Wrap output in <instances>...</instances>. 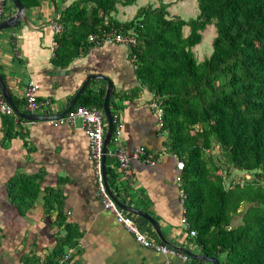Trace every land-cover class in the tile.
Returning a JSON list of instances; mask_svg holds the SVG:
<instances>
[{
    "label": "trees",
    "instance_id": "obj_1",
    "mask_svg": "<svg viewBox=\"0 0 264 264\" xmlns=\"http://www.w3.org/2000/svg\"><path fill=\"white\" fill-rule=\"evenodd\" d=\"M20 2L26 9L39 5V0ZM137 2L74 0L60 14L53 63L66 67L86 55L96 46L89 41L93 35L133 34L137 44L131 57L140 86L126 97L146 88L163 111L166 148L185 164L181 190L189 233L195 231L201 252L218 257L220 264H264V0H197L199 15L190 21L173 16L170 5L158 0V6L139 8L130 21L114 18L119 5ZM210 25L217 34L213 54L200 63L194 49ZM104 97V92L100 98L90 95L80 105L103 110ZM14 119L23 121L3 114L7 142L17 134ZM118 129L115 125L113 145ZM110 162L107 157L108 183L121 197ZM235 173L255 176L240 181ZM38 180L18 175L10 182L9 197L21 211L40 196ZM53 202L58 204L57 225L65 233L44 261L31 256L22 264H61L77 244L81 234L67 222L59 191L45 198L48 214L55 210Z\"/></svg>",
    "mask_w": 264,
    "mask_h": 264
},
{
    "label": "crops",
    "instance_id": "obj_2",
    "mask_svg": "<svg viewBox=\"0 0 264 264\" xmlns=\"http://www.w3.org/2000/svg\"><path fill=\"white\" fill-rule=\"evenodd\" d=\"M73 1L39 0L38 6L27 9L26 22L0 32V73L14 104H20L16 107L23 114L57 117L68 108L89 75L110 78L114 84L111 109L113 114L119 115V121L114 123L119 126L116 144L120 143L131 158V173L119 170L110 153L116 144L110 143L107 157L117 176L115 182L121 197L112 191L123 203L156 219L165 237L176 247L203 254L184 223V198L181 183L177 181L179 158L166 148L167 135L157 111L152 108L156 99L146 88L136 97H126L140 86L131 49L117 44L96 45L66 67L53 63L58 34L54 26L60 24L61 12ZM11 2L8 0L4 19L16 13ZM31 81L40 87L39 100L50 101L51 107L35 112L27 108L25 94ZM106 91L107 82L92 80L73 108L84 106L80 105L87 100L84 97L100 98ZM13 115L18 117L16 113ZM21 120L14 119L17 134L7 142L0 112V264H22L31 256L44 261L57 247L65 232L57 225L58 204L52 203L55 207L52 213L46 211L45 198L51 191H59L67 222L76 226L81 234L67 253L71 255L72 264H165L166 257L161 252L139 244L135 236L117 222L115 214L105 208L98 195L81 119H76L73 125L58 127L51 125L50 120ZM104 127L106 133V118ZM139 147L154 153L157 161L147 164L134 159ZM18 175L40 178V196L23 211L11 201L8 192L10 182ZM125 214L132 217L150 240L162 244L145 219L127 211ZM172 261L174 264H210L194 263L192 259L184 262L178 257H173Z\"/></svg>",
    "mask_w": 264,
    "mask_h": 264
},
{
    "label": "built area",
    "instance_id": "obj_3",
    "mask_svg": "<svg viewBox=\"0 0 264 264\" xmlns=\"http://www.w3.org/2000/svg\"><path fill=\"white\" fill-rule=\"evenodd\" d=\"M8 0H0V21L4 19V14L7 9ZM57 33L62 31V26L60 24H55L54 26ZM89 41L94 43L97 46L105 45V44H113V45H124L128 48H133L137 44V39L133 34H124V33H103L102 35H93L90 37ZM39 91L40 87L35 82L31 81L29 83L28 90L25 94V101L27 108L35 112L37 110L42 109L43 107H51L52 103L50 101H40L39 100ZM152 108L157 111L158 117L162 122L163 111L160 105L155 101L152 104ZM0 112L5 115H13L14 110L3 97L0 90ZM76 119H81L83 123V130L88 138L89 143V151L90 158L93 162V167L96 175L97 186H98V195L102 198L105 208L113 212L116 216L117 222L123 225L131 234L135 236L136 241L146 248H153L161 252L165 257V264H174L172 261L173 257L181 258L184 262L189 261V256L181 253L175 248H170L165 244H158L150 240L147 235L140 230L138 224L132 219V217L128 214H125V211L118 208V206L113 202L110 198L109 192L105 186V176L103 173V144H104V136H105V116L102 110L96 107H87V106H78L72 108L65 116H62L57 119H52L49 123L55 127L70 124L73 125ZM114 123L119 121V115L113 114ZM163 126V123H162ZM111 155L117 162V166L119 170L130 174L131 173V158L128 156L126 149L117 143L115 148L110 152ZM177 157V156H176ZM133 158L136 160L143 161L147 164H153L157 161V156L148 151L145 147H139L135 150ZM185 169V164L182 160L178 159L177 161V170L179 172L177 181L178 183L182 182V173ZM182 197L185 198L182 193ZM184 223L188 226L187 220L184 219ZM191 236H195V231L190 232ZM71 259V255L67 254L61 260V264L69 261Z\"/></svg>",
    "mask_w": 264,
    "mask_h": 264
},
{
    "label": "water",
    "instance_id": "obj_4",
    "mask_svg": "<svg viewBox=\"0 0 264 264\" xmlns=\"http://www.w3.org/2000/svg\"><path fill=\"white\" fill-rule=\"evenodd\" d=\"M12 3L14 7L16 8V13L9 18L3 19L0 22V32L3 30H7V29H14L22 21L24 22L27 21V17H26L27 9L23 6L20 0H12ZM92 80H102V81L107 82V91H106L105 100L103 104V112H104V115H105V118L108 124V128L105 133L104 144L102 148V152H103L102 162H103V173L105 176V186L109 192L110 198L120 209L130 212L134 214L135 216H139L140 218L145 219L151 225L156 235L159 237L160 241H162V243H164L168 247L177 249L178 251L189 256L190 259L195 260V261L210 263V264H220V260L218 257H210L206 254L196 255L192 251L186 248L176 247L165 237L160 227V224L156 221V219H154L150 214L146 212L140 211L139 209L130 207L127 204L123 203L114 194V192L110 188V185L107 181V172H106L107 153H108L109 146H110L113 133H114V120H113V112L111 109V99H112V95L114 91V84L110 78L104 75H101V74L89 75L86 81L84 82V84L82 85L81 89L78 91L76 97L72 100V102L68 106V108L62 114L58 115L57 117L28 115V114L21 113L19 109L16 107V105L14 104L9 87L4 81V78L1 73H0V90H1L3 97L9 103V105L13 108L14 112L19 118L25 119L27 121H45V120H52V119H57L62 116H65L73 108V106L77 103L78 98L90 86Z\"/></svg>",
    "mask_w": 264,
    "mask_h": 264
},
{
    "label": "rangeland",
    "instance_id": "obj_5",
    "mask_svg": "<svg viewBox=\"0 0 264 264\" xmlns=\"http://www.w3.org/2000/svg\"><path fill=\"white\" fill-rule=\"evenodd\" d=\"M165 3L170 5L169 11L173 16L180 17L186 21L195 19L199 15L197 0H165ZM148 5L158 6L159 2L158 0H138V2L133 6L125 7L119 5L118 12L114 13L113 16L115 19H117L120 22H127L134 18L139 8ZM189 31L190 29L188 27H185L184 29L185 35H188ZM216 35L217 34L214 25L208 26L207 29L203 32V40L201 44H199L194 49L198 62L200 63L203 62L206 58H209L213 54L212 44ZM211 153L214 154L217 153V148L215 149V151ZM254 176L255 175L253 174L235 173L233 178H237L240 181H242L243 179L253 180ZM262 184L264 185V182H262ZM246 209H247V205L244 204V206H242L240 210L242 213H244ZM236 219L238 223L241 221V218L239 216L236 217Z\"/></svg>",
    "mask_w": 264,
    "mask_h": 264
}]
</instances>
